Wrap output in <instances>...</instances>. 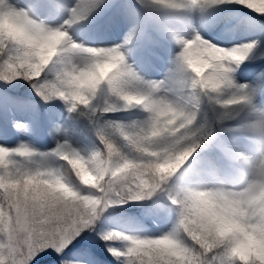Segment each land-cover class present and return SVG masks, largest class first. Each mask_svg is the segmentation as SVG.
Segmentation results:
<instances>
[{
	"label": "clouds",
	"instance_id": "1",
	"mask_svg": "<svg viewBox=\"0 0 264 264\" xmlns=\"http://www.w3.org/2000/svg\"><path fill=\"white\" fill-rule=\"evenodd\" d=\"M160 2L173 8L177 15L200 12L185 8L188 0ZM249 3L257 9L264 8V0ZM73 12V8L66 9L67 15L57 25L36 20L30 14L21 22L6 10L0 12V45L10 40V53L22 58V69L39 72L47 66L41 62V48L51 44V55L45 56L51 61L70 39L62 29L69 25ZM173 31L193 43L190 37L198 30L191 25ZM93 51L97 55L78 57L83 65L79 72L81 79L94 74L97 66L108 59L105 49ZM131 54V49L121 53L125 64L113 60L112 71L96 89L104 90L113 82L125 91L126 102L134 107L154 104L159 108L158 113L152 114L145 108V127L133 135L149 143L151 146L142 151L158 158L167 169L160 173L162 194L170 199L176 222L170 232L155 241L163 264H200L193 248L214 253L217 264H264V104L252 100L245 105L247 97L235 90L220 98L215 94L225 85L216 76L200 78L197 83L185 74L181 78L183 83L169 81L158 92L148 94L127 66ZM246 59L235 62L236 71ZM149 115L154 119L149 121ZM232 118L240 146L224 152L223 163L219 158L208 157L191 167L199 149L211 148L216 139V125ZM123 139L129 140L130 136ZM0 169L7 171L9 186L16 184L22 188L26 213L40 211L53 194L57 198H75L78 192L72 186L69 170L82 183L86 182V174L94 175L84 156L56 149L47 155L19 147L0 149ZM5 182V176L0 175V186ZM0 231L3 232L0 240L8 242L0 243V264H13L16 249L9 237L19 240L23 225L14 227L11 218L0 210ZM62 264L72 262L64 260Z\"/></svg>",
	"mask_w": 264,
	"mask_h": 264
},
{
	"label": "snow or ice",
	"instance_id": "2",
	"mask_svg": "<svg viewBox=\"0 0 264 264\" xmlns=\"http://www.w3.org/2000/svg\"><path fill=\"white\" fill-rule=\"evenodd\" d=\"M102 2L103 0H71L69 3H64L63 0H32L25 7H15L8 0H0V12L6 10L21 22L26 21L29 14L36 20H41L42 15L50 21L62 20L66 9H75L69 25H65L62 29L68 33L70 39L61 49L59 56L51 61L45 59V56L51 55V44L41 48V62L47 66L39 72L24 71L21 67L22 58L10 53L11 41L5 40L0 45V80L11 83L22 78L31 83L43 99L58 98L68 105L70 112L83 108L86 111L81 114L90 119L97 113H114L133 108H139L143 112L146 108L149 114L158 113L157 105L147 104L143 107H134L130 102H126L125 91L113 82H110L104 89L105 102L103 104L93 103L98 93L96 85L108 77L114 67L113 60L125 64V57L121 53H126L128 48L125 45L131 43L129 39L123 44L113 43L103 47L86 46L80 42V37L77 35L78 30L74 26L85 20ZM138 2L144 9L145 27L154 29L161 36L171 38L179 46V51L171 62L172 66L164 74L163 80H146L129 61L127 62L133 78L143 89L147 90L148 94L158 92L160 87L169 81L183 83L181 78L185 74L197 83L200 78L216 76L220 78L225 87H222L215 95L224 98L230 90H235L247 97L245 105L251 104L253 97L249 91V85L241 84L235 78V62L244 57L248 60L249 54L255 47L254 42L236 43L231 47H224L206 39L198 30L190 37L193 43H188L173 31L176 20L184 21L186 27L192 25L187 22L186 17L177 15L173 8L161 3L160 0H138ZM230 5H240L251 13L264 17V8H255L249 0H188L185 8L199 9L203 13L213 7ZM28 39L31 38L28 37ZM96 48L105 49L108 59L97 66L94 74L81 79L79 72L83 65L78 57L82 54L97 55L93 51ZM49 65L55 68L53 79L45 77ZM42 77L44 79H41ZM148 119L151 121L154 116L149 115ZM143 127H145L144 120L130 124L115 121L97 122L96 135L103 147L87 157L67 142L58 143L55 148L57 152L69 151L73 155L84 156L94 175L86 174V182L82 183L71 175L69 170L72 186L78 195L73 199H68L66 197L57 198L53 194L46 206L38 212H25L21 199L22 188L16 184L9 186L7 171L0 169V175H4L6 180L4 186H0V210L11 218L14 227L18 224L23 225V235L19 240H16L14 236L9 237L12 242L11 246L16 249L13 264H62L63 257L71 250L73 243L85 231L93 229L98 218V210L107 209L114 204L145 200H151L153 208L163 207L160 199H153V197H166V194H162L163 178L160 173L167 169L158 158L142 151L144 147L151 145L142 142L133 133L139 132ZM125 135H129L130 139H123ZM18 147L33 150L24 144ZM0 149L13 148L0 146ZM40 154L47 155L48 153ZM158 164L159 168H157ZM20 184H23V179ZM24 195L26 198V193ZM167 201L173 210L170 199L167 198ZM0 235H3L2 231ZM164 235L127 236L114 231L101 235L100 239L105 243L115 240L128 242L123 251H118L113 247L108 248L109 253L117 259L124 257V264H163L156 252L155 241ZM0 243L7 244L8 242L0 240ZM193 252L199 257L200 264H217L214 253L196 248H193Z\"/></svg>",
	"mask_w": 264,
	"mask_h": 264
},
{
	"label": "rangeland",
	"instance_id": "3",
	"mask_svg": "<svg viewBox=\"0 0 264 264\" xmlns=\"http://www.w3.org/2000/svg\"><path fill=\"white\" fill-rule=\"evenodd\" d=\"M8 2L15 7H25L32 0ZM63 2L69 3L71 0ZM143 12L138 0H103L85 20L74 27L78 30L80 42L86 46L106 47L113 43L123 44L130 39L131 43L125 47L132 50L129 62L133 68L144 79L158 81L172 66L171 62L179 51V46L171 38L161 36L152 28H146ZM218 12L224 13L223 16L218 18ZM183 16L213 43L218 42L216 38L222 32L229 37V46L244 42L255 43L248 60L236 71L235 78L237 82L249 85L254 103L264 104V17L257 16L240 5L213 7L203 13L187 12ZM40 19L52 25L61 22L50 21L43 15ZM182 23L185 22L176 20L175 28H179ZM45 77H55L53 65H49ZM34 94L31 83L22 78L11 83L0 80V146L16 148L24 144L37 153H49L58 143L67 142L87 157L103 147L96 135L97 122L130 124L146 118V113L141 109L133 108L114 113H97L90 119L81 114L86 111L83 108L70 112L64 101L53 98L52 101H47L48 104H43L34 98ZM104 102L102 89L93 103ZM234 124L235 119L232 118L216 125V139L211 148L199 149L190 166L196 167L208 157L219 158L223 163V153L240 146L238 134L233 130ZM157 198L163 207L153 208L152 201L145 200L114 204L107 209L98 210L93 229L85 231L63 259L72 264H124L125 258L117 259L109 253L108 248L123 251L128 242L115 240L105 243L100 236L114 231L141 237L170 232L175 225L176 214L166 197H153Z\"/></svg>",
	"mask_w": 264,
	"mask_h": 264
},
{
	"label": "bare ground",
	"instance_id": "4",
	"mask_svg": "<svg viewBox=\"0 0 264 264\" xmlns=\"http://www.w3.org/2000/svg\"><path fill=\"white\" fill-rule=\"evenodd\" d=\"M223 14H224V13H222V12H218L216 16H217L218 18H220L221 16H223ZM184 27H186V24H185V23H182V25H181L179 28H184ZM224 33H225V32H222L220 37L217 36V38H216V39L218 40L217 43L221 44V45L224 46V47H231V46H229V44H228V41H229L230 39H229L228 36H225ZM105 37H106V36H105ZM149 45H150V43H149Z\"/></svg>",
	"mask_w": 264,
	"mask_h": 264
},
{
	"label": "trees",
	"instance_id": "5",
	"mask_svg": "<svg viewBox=\"0 0 264 264\" xmlns=\"http://www.w3.org/2000/svg\"><path fill=\"white\" fill-rule=\"evenodd\" d=\"M35 96H39L38 98L41 99L42 97L40 95L37 94V92L35 91ZM53 99V98H52Z\"/></svg>",
	"mask_w": 264,
	"mask_h": 264
}]
</instances>
